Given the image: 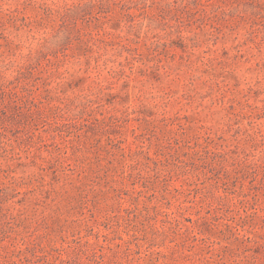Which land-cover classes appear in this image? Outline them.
<instances>
[{
	"label": "rangeland",
	"instance_id": "rangeland-1",
	"mask_svg": "<svg viewBox=\"0 0 264 264\" xmlns=\"http://www.w3.org/2000/svg\"><path fill=\"white\" fill-rule=\"evenodd\" d=\"M0 264H264V0H0Z\"/></svg>",
	"mask_w": 264,
	"mask_h": 264
}]
</instances>
